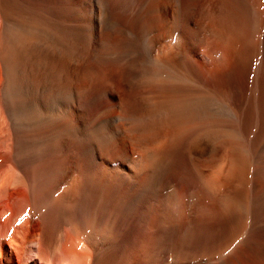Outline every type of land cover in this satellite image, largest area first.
Returning a JSON list of instances; mask_svg holds the SVG:
<instances>
[{"label": "bare ground", "instance_id": "6f19581e", "mask_svg": "<svg viewBox=\"0 0 264 264\" xmlns=\"http://www.w3.org/2000/svg\"><path fill=\"white\" fill-rule=\"evenodd\" d=\"M263 5L0 0V264H264Z\"/></svg>", "mask_w": 264, "mask_h": 264}, {"label": "rangeland", "instance_id": "374dc122", "mask_svg": "<svg viewBox=\"0 0 264 264\" xmlns=\"http://www.w3.org/2000/svg\"><path fill=\"white\" fill-rule=\"evenodd\" d=\"M262 3H264V0H262ZM263 9H264V5H263ZM36 31H39V30H36ZM166 41V40H165ZM165 41H163V43L164 44H166V45H168L170 42L168 41V39H167V41H166V43H165ZM197 59L199 60V61H201V59H202V57H201V54H198L197 55ZM207 59V58H206ZM204 60V59H202V61L201 62H205V63H207V60ZM263 106H264V102H263V104H262ZM263 106H261V107H263ZM264 109V107L261 109L260 108V110H263ZM257 111H258V109H256ZM260 110H259V113H261L260 112ZM6 193H4V194H2L1 195V197H0V199H6ZM246 235L244 236V237H249L250 236V234H248V232H246L245 233ZM262 234L260 235H257L256 236V239H260L259 241H257V242H260L261 241V243H263V244H261L260 243V246H263L264 245V238H262ZM242 239L243 238H241L240 240L242 241ZM239 240V242H237L236 244L234 243L233 244V248H231V249H227V247H222L221 249H220V251L219 252H221L220 254L222 255V256H220L221 257V259L222 258H227V257H229L230 255H232L236 250H238L244 243L243 242H241ZM213 240H209V242H212ZM204 243V242H203ZM238 244V245H237ZM256 247H257V245H256ZM264 247V246H263ZM201 248H202V246H201ZM200 249V248H199ZM199 249H198V247L196 248H194V249H191V251L193 252V251H196V252H199ZM233 249V250H232ZM246 249V248H245ZM230 250V251H229ZM224 251V252H223ZM232 251V252H231ZM245 251V250H244ZM200 252H201V249H200ZM247 252V251H246ZM245 252V253H246ZM198 254V253H197ZM251 257H254L253 258V263L252 264H262V259L263 258H259V257H261L260 255H258V254H254V252L252 253V255H251ZM258 257V258H257ZM216 260L215 261H219L220 260V258H218L219 260H217V258H215ZM258 259H260V260H258ZM212 261H214V260H212ZM256 261H259V262H256ZM241 262L243 263V264H246V262L243 260V259H241Z\"/></svg>", "mask_w": 264, "mask_h": 264}]
</instances>
